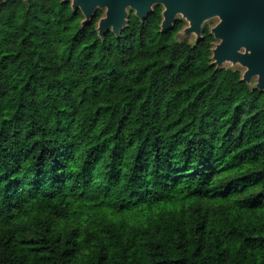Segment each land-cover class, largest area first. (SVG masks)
I'll use <instances>...</instances> for the list:
<instances>
[{"label": "trees", "instance_id": "obj_1", "mask_svg": "<svg viewBox=\"0 0 264 264\" xmlns=\"http://www.w3.org/2000/svg\"><path fill=\"white\" fill-rule=\"evenodd\" d=\"M160 7L100 36L103 9L83 22L63 0L0 6V247L30 250L15 264L90 251L79 229L56 236L59 258L50 227L23 238L34 217L96 225L114 264H226L228 249L204 243L221 220L264 248L261 231L240 230L264 221V91L213 63L208 25L195 42L182 17L162 32ZM107 247L94 264H113Z\"/></svg>", "mask_w": 264, "mask_h": 264}, {"label": "water", "instance_id": "obj_2", "mask_svg": "<svg viewBox=\"0 0 264 264\" xmlns=\"http://www.w3.org/2000/svg\"><path fill=\"white\" fill-rule=\"evenodd\" d=\"M63 1L70 2L73 10L80 9L75 0ZM4 2L5 0H0V6ZM152 2L153 0H83L90 14V16L86 14L83 22H89L97 9H104V4H108L109 18L106 21L100 18L98 21L99 35L104 36L108 30H112L120 36L128 23L130 9L140 20H144L156 6L149 8ZM163 2L166 3L163 7L168 9V12L161 22V31L173 28L179 18L175 12L182 10L184 14L181 17L189 23L183 28L184 34L194 33L195 41L202 37L207 20L220 17L221 21L211 28L214 37L221 39V42L212 48L213 63L217 67H223L225 62H231L233 65L238 63L245 68L242 80L252 85V79L257 77L254 86L264 91V0H163ZM127 4H132L136 9L129 7L128 15L125 16L124 7ZM241 45L251 48L252 54L240 55L237 50ZM240 51L247 52V47H242Z\"/></svg>", "mask_w": 264, "mask_h": 264}, {"label": "clouds", "instance_id": "obj_3", "mask_svg": "<svg viewBox=\"0 0 264 264\" xmlns=\"http://www.w3.org/2000/svg\"><path fill=\"white\" fill-rule=\"evenodd\" d=\"M76 5L80 8V16L81 19H86V14L90 16L88 10L85 8L83 0H75ZM159 4L161 7L159 8V15L164 20L168 9L164 8L163 5L166 4L163 0L157 2V0H153V2L149 5V8ZM105 7L103 9V14L101 16V20L106 21L109 18L110 14V6L108 4H104ZM98 6V4H96ZM129 7L132 9H136L132 4H127L124 7L125 16L128 15ZM94 10V9H93ZM184 11H177L175 12L176 16L183 15ZM247 47V52L242 53L240 49L242 47ZM238 53L240 55H251L252 49L249 48L247 45H241L238 48ZM63 221V223H62ZM233 226L232 221L230 220H221L219 227L216 230V234L219 236V239L214 243L209 236H205L204 243L209 249H215L216 243L220 244L221 250L228 249L229 253L228 259L226 264H261V261H264V248H260L256 245L251 246V250H249V245L243 243V237H233L228 235L231 227ZM15 228V226H13ZM45 227L51 228V239L49 243L52 247L57 249L56 256L59 258V253L63 251V243L57 244L55 242L56 236H63L65 231L71 232L72 229H79L78 235L74 237V240L78 241V248L83 249L85 245L90 249L89 252L84 253L81 252L80 254L71 257L70 259H66L64 264H94L96 259V253L99 252L100 248L104 245H108L105 248V251L109 253L110 261L114 262L116 260H120L121 257L118 254H113L110 252L112 245L109 243V237L104 233L99 231V227L96 225H91L87 232L84 231L83 228L78 223H71L69 224L66 217H52L49 218L47 223H44L39 217H34L24 222L23 226L16 231H19V234L27 239L31 237H36L39 239L40 237L49 235L48 233L44 232ZM261 231L264 234V221L253 223L249 220H242L240 223V230L244 231L245 234L251 233L253 228ZM7 227L4 228V232H7ZM185 235L183 237L184 240H192L196 239L199 240V234L193 236L189 233L187 227L184 228ZM94 233V235H93ZM87 236V239L84 237ZM95 240V243L92 241ZM179 242V241H175ZM131 243V241H129ZM173 241H170L168 247H171ZM19 242L17 241V245ZM137 247H139V242L137 243ZM30 250L28 248H19V246L13 250L10 247H0V264H7L9 260L13 261L15 264L21 257H27L29 255ZM214 256L215 254L212 253ZM136 260H142L141 257L137 256ZM207 259V257H205Z\"/></svg>", "mask_w": 264, "mask_h": 264}, {"label": "rangeland", "instance_id": "obj_4", "mask_svg": "<svg viewBox=\"0 0 264 264\" xmlns=\"http://www.w3.org/2000/svg\"><path fill=\"white\" fill-rule=\"evenodd\" d=\"M179 17H181V15H180ZM217 20H218V18H217V17H214V18H211V19L207 20V21L205 22V24H207V25L210 26V27H213V26L216 24ZM188 24H189V23L186 21V25H185V27H187ZM185 27H184V28H185ZM180 37H181V38H184V37H185V38H188V39H189L190 41H192V42H195V40H196V35H195L194 33H191V34H184V31H183V30L180 32ZM223 66H226V67H233V68H239V69L242 70V72L245 71V68L242 67L241 65H233L232 63H229V62H225ZM256 82H257V77H254V78L252 79V85H255Z\"/></svg>", "mask_w": 264, "mask_h": 264}, {"label": "flooded vegetation", "instance_id": "obj_5", "mask_svg": "<svg viewBox=\"0 0 264 264\" xmlns=\"http://www.w3.org/2000/svg\"><path fill=\"white\" fill-rule=\"evenodd\" d=\"M217 18H218V20H217L216 24H218V23L221 21V18H220V17H217ZM216 24H215V25H216ZM205 25H207V24H204V26H205ZM209 27H210V26H209ZM211 28H212V27H210V31H211ZM219 42H221V39H216V38H215L214 45H215L216 43H219ZM242 50H244V49H242ZM229 63H231V62H229ZM235 65H239V64L237 63V64H235Z\"/></svg>", "mask_w": 264, "mask_h": 264}]
</instances>
